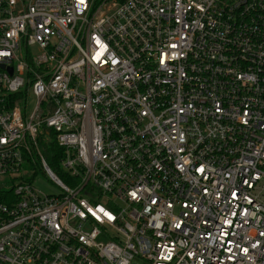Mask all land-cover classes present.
Masks as SVG:
<instances>
[{
    "label": "built area",
    "instance_id": "built-area-1",
    "mask_svg": "<svg viewBox=\"0 0 264 264\" xmlns=\"http://www.w3.org/2000/svg\"><path fill=\"white\" fill-rule=\"evenodd\" d=\"M0 264H264V0H0Z\"/></svg>",
    "mask_w": 264,
    "mask_h": 264
},
{
    "label": "trees",
    "instance_id": "trees-1",
    "mask_svg": "<svg viewBox=\"0 0 264 264\" xmlns=\"http://www.w3.org/2000/svg\"><path fill=\"white\" fill-rule=\"evenodd\" d=\"M39 146L49 166L56 172L60 170V163L64 156V150L59 146L55 133L42 128L38 139Z\"/></svg>",
    "mask_w": 264,
    "mask_h": 264
},
{
    "label": "rangeland",
    "instance_id": "rangeland-1",
    "mask_svg": "<svg viewBox=\"0 0 264 264\" xmlns=\"http://www.w3.org/2000/svg\"><path fill=\"white\" fill-rule=\"evenodd\" d=\"M34 54H38V48H32ZM36 105V101L33 97L30 98L28 102V114L30 115ZM35 188L46 194L51 196H58L61 194V190L58 186L54 184L50 177L45 176L43 173L39 172L38 176L34 181Z\"/></svg>",
    "mask_w": 264,
    "mask_h": 264
}]
</instances>
